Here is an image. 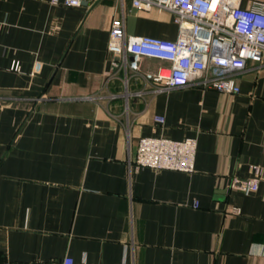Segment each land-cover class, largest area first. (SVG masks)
Listing matches in <instances>:
<instances>
[{"label": "crops", "instance_id": "obj_1", "mask_svg": "<svg viewBox=\"0 0 264 264\" xmlns=\"http://www.w3.org/2000/svg\"><path fill=\"white\" fill-rule=\"evenodd\" d=\"M115 18L177 37L131 0H0V264H264V179L231 188L264 169V56L239 94L160 91L167 63L108 53ZM160 137L196 140L195 171L136 167Z\"/></svg>", "mask_w": 264, "mask_h": 264}, {"label": "built area", "instance_id": "obj_2", "mask_svg": "<svg viewBox=\"0 0 264 264\" xmlns=\"http://www.w3.org/2000/svg\"><path fill=\"white\" fill-rule=\"evenodd\" d=\"M86 0H62L67 7H80ZM92 3L98 0H88ZM123 1V0H121ZM134 8L167 12L178 27L175 40L129 36L124 20L115 18L110 30L108 53L126 62L131 55L167 63L151 76L160 91L193 86L221 94L240 93L237 77L249 60L264 56V2L248 8L241 0H131ZM55 5L59 0H52ZM136 67V62L132 64ZM164 123L163 118L156 119ZM197 142L163 137L141 138L134 165L157 171H195ZM264 169L254 167V177L234 179L231 188L245 195L259 190ZM237 211V210H236ZM50 264H75L70 257Z\"/></svg>", "mask_w": 264, "mask_h": 264}]
</instances>
